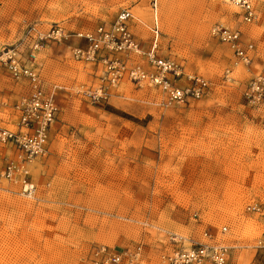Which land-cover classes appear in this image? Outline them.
I'll use <instances>...</instances> for the list:
<instances>
[{"label": "rangeland", "instance_id": "rangeland-1", "mask_svg": "<svg viewBox=\"0 0 264 264\" xmlns=\"http://www.w3.org/2000/svg\"><path fill=\"white\" fill-rule=\"evenodd\" d=\"M257 4L260 19L248 23L226 0H161L158 54L215 85L167 105L158 89L125 79L102 102L108 109L85 92L100 85L102 67L75 59L69 44L85 45L75 32L110 24L126 7L150 50L149 0H0V50L19 45L29 57L38 32L55 22L69 33L62 42L42 39L36 52L60 113L47 154L30 164L34 193L14 183L0 188V264H95L102 246L136 244L142 264H161L171 234L189 243L205 230L230 245L228 264H264L261 214L247 208L264 210V108L244 95L264 68V0ZM217 22L240 27L243 41L254 43L250 64L237 63L231 46L212 36ZM28 90L24 79L0 75L9 100Z\"/></svg>", "mask_w": 264, "mask_h": 264}, {"label": "built area", "instance_id": "built-area-1", "mask_svg": "<svg viewBox=\"0 0 264 264\" xmlns=\"http://www.w3.org/2000/svg\"><path fill=\"white\" fill-rule=\"evenodd\" d=\"M238 6L244 22L260 19L258 0H226ZM153 24V44L144 51L133 29L136 16L130 8H122L110 24L101 23L93 30H79L75 35L87 43L69 44L72 56L82 62L102 67L101 83L85 92L93 101L105 102L121 81L147 83L163 94L164 104L186 103L208 95L214 87L209 78L185 72L182 64L174 57L159 55L156 46L160 35L161 0H149ZM39 39L31 43V54L25 57L19 45L0 50V75L27 81L26 94L9 100L0 95V188L7 184H18L22 191L32 195L36 190L30 179V164L49 150L54 123L59 118L60 105L54 90H47L40 69L36 64V52L42 46V39L65 41L69 37L64 27L53 23L46 32L39 31ZM212 36L227 42L233 49L237 63L250 64L255 53L253 42H244L242 29L235 25L215 23ZM145 54L147 64L136 59ZM227 69L225 80L229 78ZM55 88L57 85L54 86ZM246 102L257 108H264V68L250 78L245 92ZM261 214V236L258 246L264 248V210L255 203L247 207ZM223 231L228 226L222 227ZM143 245L133 249L108 248L102 246L94 252L95 264H142ZM230 245L220 240L211 230H205L203 237L186 243L178 233L170 235L169 243L159 255L161 264H228Z\"/></svg>", "mask_w": 264, "mask_h": 264}, {"label": "trees", "instance_id": "trees-1", "mask_svg": "<svg viewBox=\"0 0 264 264\" xmlns=\"http://www.w3.org/2000/svg\"><path fill=\"white\" fill-rule=\"evenodd\" d=\"M98 105H99V106L106 107V108H108V109H110V107H111V106H109V105H105V104H103L102 102H98ZM128 117H130V116H128ZM130 118H131V117H130ZM134 119H136V118H134Z\"/></svg>", "mask_w": 264, "mask_h": 264}, {"label": "bare ground", "instance_id": "bare-ground-1", "mask_svg": "<svg viewBox=\"0 0 264 264\" xmlns=\"http://www.w3.org/2000/svg\"><path fill=\"white\" fill-rule=\"evenodd\" d=\"M234 5V4H233Z\"/></svg>", "mask_w": 264, "mask_h": 264}]
</instances>
